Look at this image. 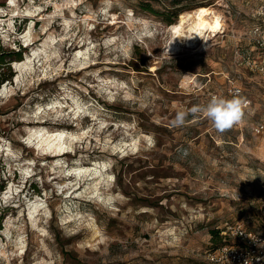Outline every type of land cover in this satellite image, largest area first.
I'll list each match as a JSON object with an SVG mask.
<instances>
[{
    "label": "rangeland",
    "instance_id": "374dc122",
    "mask_svg": "<svg viewBox=\"0 0 264 264\" xmlns=\"http://www.w3.org/2000/svg\"><path fill=\"white\" fill-rule=\"evenodd\" d=\"M173 1L0 0V53L26 49L0 72V264H211L212 229L264 236V0ZM201 6L219 33H172ZM234 95L223 133L171 124Z\"/></svg>",
    "mask_w": 264,
    "mask_h": 264
},
{
    "label": "built area",
    "instance_id": "2783aa9c",
    "mask_svg": "<svg viewBox=\"0 0 264 264\" xmlns=\"http://www.w3.org/2000/svg\"><path fill=\"white\" fill-rule=\"evenodd\" d=\"M255 30V33L261 32L259 27ZM260 44L264 45V42ZM222 234L238 242H228L215 249H208L205 252L206 261L211 264H264V236L247 229L241 223H226Z\"/></svg>",
    "mask_w": 264,
    "mask_h": 264
},
{
    "label": "clouds",
    "instance_id": "9594fccd",
    "mask_svg": "<svg viewBox=\"0 0 264 264\" xmlns=\"http://www.w3.org/2000/svg\"><path fill=\"white\" fill-rule=\"evenodd\" d=\"M246 103L244 98L235 95L232 98L213 96L204 105H195L187 111H178L171 124L174 128H181L189 114H202L216 131L223 133L242 122Z\"/></svg>",
    "mask_w": 264,
    "mask_h": 264
},
{
    "label": "bare ground",
    "instance_id": "6f19581e",
    "mask_svg": "<svg viewBox=\"0 0 264 264\" xmlns=\"http://www.w3.org/2000/svg\"><path fill=\"white\" fill-rule=\"evenodd\" d=\"M187 24L188 26H191L190 29L192 30V34L198 36L206 34L207 32H211L216 35L223 29L224 26L223 17L218 14L214 8L207 6H201L195 11L180 13L179 21L171 27L172 33L175 35H181L182 29ZM63 138V133H50L45 139L47 144L40 148L45 151L47 146H55L56 150L62 152ZM37 210L38 206H35L34 212L37 213Z\"/></svg>",
    "mask_w": 264,
    "mask_h": 264
},
{
    "label": "trees",
    "instance_id": "16d2710c",
    "mask_svg": "<svg viewBox=\"0 0 264 264\" xmlns=\"http://www.w3.org/2000/svg\"><path fill=\"white\" fill-rule=\"evenodd\" d=\"M180 0H174V6H177L178 4H180L179 2ZM146 8H148L149 10L153 11V7L147 5ZM185 9H182V7H176L174 8L173 13L167 17V21L172 23V19L174 17H177L178 14H180L181 12H184ZM25 48H22L21 46L19 47V50H11L10 51V55L11 57H13V59L11 58V61H16V60H22V56H23V52L25 51ZM8 55H5V53H0V72H1V68L4 67L7 62H11V61H6ZM13 74H9V75H4L2 73H0V84H3L6 80H10L12 78ZM211 235H212V246L211 249H215L223 244L228 243L227 238L222 234V230H220L219 228H215L211 230Z\"/></svg>",
    "mask_w": 264,
    "mask_h": 264
}]
</instances>
